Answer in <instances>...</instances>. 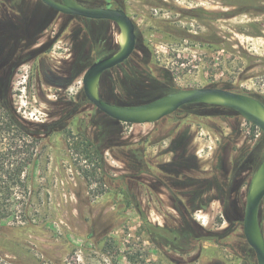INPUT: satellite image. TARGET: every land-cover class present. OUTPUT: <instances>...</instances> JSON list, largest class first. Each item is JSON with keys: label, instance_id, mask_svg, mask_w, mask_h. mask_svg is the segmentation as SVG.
Here are the masks:
<instances>
[{"label": "rangeland", "instance_id": "1", "mask_svg": "<svg viewBox=\"0 0 264 264\" xmlns=\"http://www.w3.org/2000/svg\"><path fill=\"white\" fill-rule=\"evenodd\" d=\"M76 1L88 7L105 5L103 0ZM124 1L137 27V44L125 64L101 78L98 93L105 101L132 106L174 90L208 87L264 97V16L240 15L211 23L219 34L206 38L213 45L191 35L182 40L161 33V25L192 32L199 26L160 9V0ZM165 2L184 9L228 11L208 0ZM118 31L105 22L56 13L40 0H0L2 95L32 132H44L31 168L30 189L19 193L14 215L1 223L0 264H112L113 260L126 264L123 253L128 246L147 249L149 264H258L243 228L233 221L244 218L264 147L262 152L256 149L257 139H252L248 126L224 109L189 106L156 124L142 125L106 117L87 101L83 77L94 62L107 57L99 56L115 48ZM186 128L199 160L193 165L198 172L192 174L208 179L219 165L228 188L223 192L227 200L219 197L193 212L190 229L195 236L181 253L172 245L151 243L135 207L138 204L155 226L176 230L186 224L173 199L177 188L173 176L165 178L163 172L162 182L169 181L170 191L154 177L130 175L128 188L136 198L132 202L128 192L115 188L112 178L130 174L114 154L145 140L157 141L153 146L148 143L149 150L160 151L163 163L169 165L171 140ZM172 169L179 172L175 165L168 166ZM202 188L205 199L218 196L209 185ZM181 198L183 213L191 211L192 200L201 199L194 193ZM260 221L264 232V201ZM202 230L217 234L215 242L204 241L189 251Z\"/></svg>", "mask_w": 264, "mask_h": 264}, {"label": "trees", "instance_id": "2", "mask_svg": "<svg viewBox=\"0 0 264 264\" xmlns=\"http://www.w3.org/2000/svg\"><path fill=\"white\" fill-rule=\"evenodd\" d=\"M208 1L217 3L224 8H227L228 11L222 13L214 11L209 12L197 8L184 9L177 7L175 4L167 3L165 2V0H160V9L166 8L169 12L172 11L174 16H180V18L187 17L191 21L196 22L199 26L198 31L192 32V30H190L189 28H177L172 27L171 25L166 27L161 25V33L166 34L170 37L173 35H177V37L181 38L182 40L188 39V37L191 35V37H194L197 42H206L214 45L215 42H212V40H206L207 37H211L212 39L213 37L214 39L219 37V34L212 28L211 23L218 21L219 19L231 20L240 15L264 16V0ZM103 2L105 3V5L121 8L125 11H127L128 8L124 0H103ZM155 8H157V6H154V9ZM69 17L86 22L94 21L77 16ZM94 22H105L109 25L111 24L108 21ZM202 27L206 28L205 32H203L204 30H202ZM114 47L115 48H112V50L107 54L99 56V59L115 53V50H117L119 46L115 45ZM255 98L264 103V97ZM189 106L218 108L224 109L231 113H235L237 117L240 118V125L245 123L250 129L249 131L253 134L252 139H257L256 142L258 144L256 149H258L260 152L263 151L264 134L262 130L246 121L234 110L211 105L193 104L184 106L179 111ZM35 127L40 128L42 126L39 125ZM176 128H179V126L177 125ZM184 131L185 132L182 133L179 132L177 135H175L174 139L171 140L170 146L171 149H174V151L172 152L173 158L169 165L163 163L162 154L160 151L156 154H153V152L149 150L148 143L150 146H153L157 141L151 142L150 140H145L132 148H125V150H119L118 154H114V157L116 159L122 161L127 166V170L128 172H130V174L128 173V175L115 176L114 178H112L113 182L116 184L115 188H119L123 191L128 192L130 195V201L132 202L136 198L131 193L130 188H128L129 182L127 180L131 177L130 175L139 176L143 173L154 177L155 179H158L160 182L164 180L163 172H167V176H164L165 178H171L173 176V179L177 182V188L173 199L178 202L176 210L182 213L181 216L183 217L186 224L182 225L179 229L176 230L166 229L161 226H155L148 220L138 204L135 207L138 208L139 215L144 222L148 240L157 247H160L161 244L172 245L176 247L175 249L181 253L186 251L185 247L187 241L195 236L193 234V230L190 229V218L192 217L193 212L198 209H206L209 202L214 199H218L219 197H222L223 200H227V197L224 198L223 192H225V189L228 188V183H226V179L223 177V173L221 172L222 167L219 165H216L214 167V172L210 174V178H195L197 176L193 175L192 173L198 172V170L195 169L193 165L195 162L199 163V160L196 158L195 152H192V137L187 138L190 135V133H188L190 132V129L186 128ZM41 135H44V132H42L41 130L32 132L28 124H26L19 117L14 106L8 100V98L3 97L2 88H0V226L4 220H7L14 215L16 201H20V198L18 196L19 193L27 194L30 189L29 180L31 175V168L36 164L37 161V146L42 141V139L39 138V136ZM174 165L179 169L178 173L174 169H172L173 171L168 170V166ZM174 171L177 174H175ZM190 174H192L193 176ZM168 182H162V184H165L170 191H173L172 185ZM203 185H209V188L214 189V191L218 193V196H212L205 199V191L202 188ZM184 193H194V196L195 194H197L199 197H201L200 200H196L195 202L194 200H192L191 205L193 206L190 209L191 211H188L189 213L186 211L183 213L184 209H182V207L185 204V200H183L181 196H183ZM130 201L129 204L131 205ZM197 202L199 203L196 204ZM233 224L235 225V227L244 228V218L237 216V218L233 221ZM261 227L263 230L262 224ZM197 235L199 237L197 236L194 239L198 243L196 244V242H194L193 246H190L189 251L195 249L198 244L204 241L215 242V237H217V234L204 230H202ZM128 247L129 248L123 253V256L126 259V264H149L150 252L147 249L143 250V247H141L140 249H137L133 246ZM112 264H119V262L113 260Z\"/></svg>", "mask_w": 264, "mask_h": 264}, {"label": "water", "instance_id": "3", "mask_svg": "<svg viewBox=\"0 0 264 264\" xmlns=\"http://www.w3.org/2000/svg\"><path fill=\"white\" fill-rule=\"evenodd\" d=\"M54 11L84 19L108 21L127 37V44L114 54L94 62L83 77L87 100L112 121L124 124H156L182 107L193 104L224 107L237 112L264 134V103L254 96L222 88L179 90L149 103L123 106L105 101L98 93L103 75L124 64L133 55L137 44L136 25L129 14L114 7H88L76 0H41ZM264 201V159L256 169L249 187L245 215L244 236L254 250L258 264H264V232L260 224V209Z\"/></svg>", "mask_w": 264, "mask_h": 264}, {"label": "bare ground", "instance_id": "4", "mask_svg": "<svg viewBox=\"0 0 264 264\" xmlns=\"http://www.w3.org/2000/svg\"><path fill=\"white\" fill-rule=\"evenodd\" d=\"M115 42L117 43V45L119 47H125L126 46L127 37L123 31H120V30L118 31V33L116 34Z\"/></svg>", "mask_w": 264, "mask_h": 264}, {"label": "flooded vegetation", "instance_id": "5", "mask_svg": "<svg viewBox=\"0 0 264 264\" xmlns=\"http://www.w3.org/2000/svg\"><path fill=\"white\" fill-rule=\"evenodd\" d=\"M41 1V0H40ZM55 1H57V0H55ZM59 1V0H58ZM42 2V1H41ZM43 3V2H42ZM44 4V3H43ZM45 5V4H44ZM47 8H49V9H51L52 10V8H50L49 6H47V5H45ZM105 7H111V6H109V5H104L103 7H97V8H105ZM114 8H116V7H114ZM64 16H66V15H64ZM94 21H97V20H94ZM111 25H114V24H112L111 23ZM115 26V25H114ZM116 27V26H115ZM117 44V43H116ZM115 52H117V51H115ZM114 54V53H113ZM132 57V56H131ZM127 62V61H126ZM125 62V63H126ZM124 63V64H125ZM123 65V64H122ZM121 66V65H120ZM120 66H118V67H120ZM118 67H116V68H118ZM115 69V68H114ZM113 70V69H112ZM111 71V70H110ZM107 73V72H106ZM176 92V91H175ZM173 93V92H172ZM87 99V98H86ZM89 102V101H88ZM90 103V102H89ZM91 104V103H90ZM116 104V103H115ZM119 105V104H118ZM140 105V104H139ZM95 107V106H94ZM96 108V107H95ZM107 117V116H106ZM111 120V119H110ZM115 122V121H114ZM133 125V124H132Z\"/></svg>", "mask_w": 264, "mask_h": 264}]
</instances>
